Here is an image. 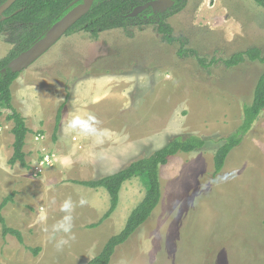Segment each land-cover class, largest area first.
<instances>
[{
	"label": "rangeland",
	"instance_id": "374dc122",
	"mask_svg": "<svg viewBox=\"0 0 264 264\" xmlns=\"http://www.w3.org/2000/svg\"><path fill=\"white\" fill-rule=\"evenodd\" d=\"M152 17L140 15L128 29L103 32L98 40L84 31L65 36L13 83L14 107L28 117H42L34 130L44 138L24 149L29 168L11 165L14 124L7 120L10 111L4 110L0 205L14 194L3 215L9 227L22 232L25 244L11 235L4 238L0 224V264H87L124 229L147 185L136 178L135 201L124 193L118 214L92 228L102 219L105 202L93 204L92 189L75 180L114 173L179 136H228L241 125L264 63L246 58L228 68L225 61L252 48L264 56V8L254 0H187L184 10L172 12L168 23L174 35L188 40V48L195 49L206 66L195 56L180 58L179 43L165 42ZM7 37L0 35V60L13 48ZM90 84L110 87L108 100L94 111L103 117H73L80 107L79 89ZM44 93L47 106L42 114L37 105ZM60 108L61 120L67 117L57 136L61 129H85L109 131L110 137L81 138L84 147L68 153L78 139L61 136L57 143L52 136ZM123 131L126 141L135 145L124 166L117 162L103 170L83 162L102 148L112 156L119 153L108 141L123 140ZM217 147L208 144L203 151L178 154L161 169L162 199L156 214L117 248L111 264H264V111L224 171L214 177ZM53 156L54 164L45 165L44 171L41 163ZM73 211L77 213L71 215ZM26 247L42 250L35 256Z\"/></svg>",
	"mask_w": 264,
	"mask_h": 264
},
{
	"label": "trees",
	"instance_id": "16d2710c",
	"mask_svg": "<svg viewBox=\"0 0 264 264\" xmlns=\"http://www.w3.org/2000/svg\"><path fill=\"white\" fill-rule=\"evenodd\" d=\"M6 0H0L2 5ZM76 0H18L5 15L7 19L0 20V35H7L8 42L13 45L10 54L0 60V120L4 110L10 111L7 116L9 122H13L12 133L14 136L13 156L11 165L20 163L24 168H29L24 152L26 139L31 132L26 120L14 107L12 85L20 73H13L9 69L10 62L21 53L29 49L43 34L61 19ZM149 0H97L91 12L82 18L68 33L72 35L84 31L89 33L93 40H98L101 33L116 29H128L129 25L140 15L154 14L152 22H155L159 33L165 42L170 45L179 43L178 56L187 58L195 56L202 66H206L195 49L188 48V40L174 35L173 27L168 23L172 12L185 9L187 0H174V8L165 13L156 15L152 9L131 18L128 14L135 8ZM256 4L264 8V0H254ZM249 59L252 62L264 63V56L258 48L248 49L233 55L225 61L228 68H234ZM62 109L58 111L56 118L55 134L61 124ZM264 111V74L260 77L254 92L253 101L243 109L241 125L230 135L203 137L195 134L179 136L170 140L164 147L155 151L147 158L131 163L128 167L115 174L90 181H74L84 187L98 189L104 188L110 196L109 210L104 214L99 223L91 225L95 228L109 219L117 210L120 201V192L123 185L134 178H140L147 185L142 202L130 214L124 229L109 239L102 252L87 264H111L117 248L125 244L133 234L143 226L154 214L162 199L161 169L167 166L171 158L178 154H191L203 151L208 144L218 145L214 153V177L220 175L227 166L232 152L242 145L247 136L253 131L262 112ZM14 194L5 198L0 205V224L4 238L11 235L24 245V237L21 231L11 228L3 215V210L14 201ZM264 223V222H263ZM35 256L41 253V248L26 247Z\"/></svg>",
	"mask_w": 264,
	"mask_h": 264
},
{
	"label": "crops",
	"instance_id": "0c3cea01",
	"mask_svg": "<svg viewBox=\"0 0 264 264\" xmlns=\"http://www.w3.org/2000/svg\"><path fill=\"white\" fill-rule=\"evenodd\" d=\"M91 85L92 84H90V86H85V87L82 86L79 89L80 90V93H79V96H77L78 97L77 98V101H79L80 107H79V109H77V114H75L73 117H103V116L96 115V113L94 111H95V109L98 106H103V102L105 100H108L109 96L111 95V90L109 89L110 87H109L108 84H107V86L105 84H102V85L101 84H98L96 87H94V85L93 86H91ZM95 90H96V92H95ZM43 96L44 97L42 98L41 103L38 102V105H37L38 111L41 112V113H42V108L47 106L45 93L43 94ZM45 112H46V109L43 111L42 114H44ZM22 115L25 118L26 123H27V126L30 129V131L34 132L32 135L30 134L31 132L28 134L27 140H26V146H25V148H26L27 146H29V143L30 142H33L34 139H35V142H36V141H40L41 138H44L43 136H41L40 131H38L36 129L34 130V127H36L38 124H41V122H39V120H42V117H28V115L25 112H22ZM65 117H67V116L66 115H63V120H61L62 123L66 119ZM47 118L49 119V117H47ZM37 120H38V122H37ZM54 121L56 122V119H54ZM48 123H49V120L47 122H45L46 125ZM61 130H62V132H61V135H59V136H57L56 134H52L53 139L55 141H57V143H59L61 141V139H62L61 136H63V138H66V139L67 138H71V137L73 138L75 136V138L78 139L75 142H73V141L72 142L71 141L66 142L64 140V143H66V144L67 143L70 144V142H71L68 153H71L70 151L72 149H74V148L76 150H81V147L82 146L84 147L85 144L84 143L83 144L81 143V142H83V140L81 138H85L87 140L92 141L94 138H102L103 139V137H110V134H111V132H109V131H103L100 134L98 131L85 130V129L82 130V131H80V133L78 131H76V130L73 131V132H70V131L69 132H66V131L63 132V129H61ZM115 134H116V136H119L120 132H117ZM48 135H49V133H46L44 136L45 137H48ZM70 135H72V136H70ZM122 135L124 136L125 140L123 138V140H120V141L117 140V141H114L113 143H110V140L108 141V145H111L112 148L117 147L119 153L115 154L114 152H112L113 153V156H112V155H110L108 153L109 149L107 150V148H102L100 154H98L97 152L93 151L92 152L93 155L91 157H87L86 156V157H84V159H82L83 162L88 163V164H89V162H91V164H94V168L95 169L102 168L103 170L108 169V165L113 166L117 162L122 163V166H124L125 163L128 161V159H130L129 158L131 156L130 153H131V151H134L135 145H134V142L131 141V140L126 141V137H127V133L126 132L123 131V134ZM127 149L129 150V153H126ZM110 152H111V149H110ZM55 153H57V151H55ZM127 154H129V155L127 156ZM113 157L116 158V159H114ZM53 158L55 159L54 156L52 158H50V159H53ZM52 162L54 164V161H52ZM44 166H41V168H43V170L46 171L44 169ZM127 166L122 167V169H124ZM96 167H99V168H96ZM92 171H94V170H92ZM118 171H120V169L117 170L116 172H118ZM116 172L115 171H114V173L113 172L112 173L107 172V173H104V174H101V175L108 176V175L115 174ZM91 173H95L96 174L97 171H94V172H91ZM104 176H102V177H104ZM97 179H99V178H97ZM90 180H96V179H90ZM90 180H82V181H90ZM134 180H136V178H134V179H132L130 181H127L123 185V187L121 189V192H120L119 205H118L117 210L111 216L112 218H114L116 216V214H118L119 206H120L121 202L122 201L125 202L126 196L124 195V193H126V192L127 193H130V195L128 196L129 197V201H135V199L137 197L136 196V191L137 190L135 189V187H133L134 184L132 185V183L134 182ZM2 189H3V186H1V184H0V190H2ZM102 190H106V189H104V188L103 189L102 188L92 189V192L93 193H91V198H92L91 200L93 201V204H94V202L96 200H98L99 202L104 201L105 202V205H106V210L104 212V214H105L109 210V207H110V196H109V193L108 192H107L108 195H105V193L102 192ZM145 193H146V191H145ZM143 198H142V200H143ZM142 200H141V202H142ZM90 209L93 210V211H95V206L91 205ZM132 211L130 212V214L132 213ZM76 213H77L76 211H73V214H71V215H75ZM155 214H156V212H154V215ZM90 215H92V213H90ZM103 215L100 217V219L103 217ZM112 218L110 220H112Z\"/></svg>",
	"mask_w": 264,
	"mask_h": 264
},
{
	"label": "water",
	"instance_id": "95a60500",
	"mask_svg": "<svg viewBox=\"0 0 264 264\" xmlns=\"http://www.w3.org/2000/svg\"><path fill=\"white\" fill-rule=\"evenodd\" d=\"M18 0H7L0 6V17L4 19V13L9 10ZM97 0H76L68 12L49 28L41 38H39L29 49L13 59L9 64V69L13 73H20L49 52L67 33L85 16H87ZM175 5L173 0H158L149 4L135 8L128 17L134 18L151 7L155 12H166Z\"/></svg>",
	"mask_w": 264,
	"mask_h": 264
},
{
	"label": "flooded vegetation",
	"instance_id": "af4514ba",
	"mask_svg": "<svg viewBox=\"0 0 264 264\" xmlns=\"http://www.w3.org/2000/svg\"><path fill=\"white\" fill-rule=\"evenodd\" d=\"M7 1V0H6ZM6 1H4V3L6 2ZM154 1H158V0H149V1H147V2H144L142 5H140V6H143V5H146V4H149V3H151V2H154ZM173 2H174V0H173ZM3 3V4H4ZM1 6V5H0ZM139 7V6H138ZM174 8V6L171 8V9H173ZM150 9H152L151 7H149L148 9H146L145 11H148V10H150ZM169 10L170 9H168L166 12H164V13H162L161 11H154L153 9H152V11L156 14V15H158L159 13H162V14H165V13H167V12H169ZM144 11V12H145ZM7 12V11H6ZM5 12V13H6ZM143 12V13H144ZM5 13H4V15H3V17H4V19H2V17H0V20H2V21H4V20H6L7 19V16L5 15ZM153 18V17H152Z\"/></svg>",
	"mask_w": 264,
	"mask_h": 264
},
{
	"label": "built area",
	"instance_id": "2783aa9c",
	"mask_svg": "<svg viewBox=\"0 0 264 264\" xmlns=\"http://www.w3.org/2000/svg\"><path fill=\"white\" fill-rule=\"evenodd\" d=\"M44 165L51 166V165H53V162H52V160H51L49 157H47V158H45V160L41 163V166H44Z\"/></svg>",
	"mask_w": 264,
	"mask_h": 264
}]
</instances>
